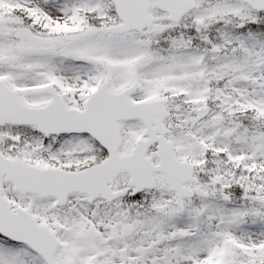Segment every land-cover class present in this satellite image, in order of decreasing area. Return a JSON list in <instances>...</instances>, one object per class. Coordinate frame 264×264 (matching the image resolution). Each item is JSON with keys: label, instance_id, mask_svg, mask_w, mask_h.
<instances>
[{"label": "snow or ice", "instance_id": "obj_1", "mask_svg": "<svg viewBox=\"0 0 264 264\" xmlns=\"http://www.w3.org/2000/svg\"><path fill=\"white\" fill-rule=\"evenodd\" d=\"M0 264H264V0H0Z\"/></svg>", "mask_w": 264, "mask_h": 264}]
</instances>
